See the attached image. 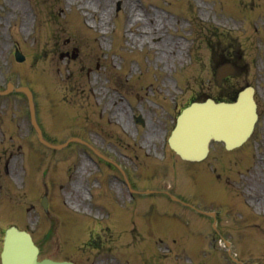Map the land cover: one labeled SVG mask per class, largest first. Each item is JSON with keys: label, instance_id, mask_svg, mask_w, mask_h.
Returning <instances> with one entry per match:
<instances>
[{"label": "rangeland", "instance_id": "374dc122", "mask_svg": "<svg viewBox=\"0 0 264 264\" xmlns=\"http://www.w3.org/2000/svg\"><path fill=\"white\" fill-rule=\"evenodd\" d=\"M182 1L132 0L138 13L131 18L129 0H0V88L8 81L33 88L40 122L51 140L62 142L73 135L103 145V138L110 137L117 146L111 151L129 170L135 187L157 183L200 210L216 209V229L231 242L232 254L243 264H264V107L253 137L238 150L226 152L213 143L198 165L170 151L164 160L159 156L158 145L178 111L191 98L216 93L208 84L205 21H218L221 31L219 25L234 31L239 24L236 0H217L222 11L210 0H184V7L178 6ZM27 18L29 29L23 23ZM246 24L244 37L251 34ZM143 26L153 27L145 40L134 29ZM173 41L179 42L174 49L168 47ZM249 44H244L249 61L259 60L258 50ZM16 47L25 55L23 62L14 59ZM262 65L258 74L263 87ZM252 70L257 71L254 65ZM133 114L145 123L132 122ZM0 130V240L3 229L16 225L32 233L40 257L75 264H137L147 235L166 234L153 251L169 253L165 249L170 245L174 251L164 255L172 256L142 254L156 258L151 264H237L212 229V218L163 194L130 201L118 178L75 143L59 151L43 149L21 96L0 97ZM137 152L147 160L141 167L135 161L134 168ZM18 168L25 185L9 176ZM7 180L14 192L9 201L3 196ZM74 186L82 190L76 193ZM46 188L44 212L40 198Z\"/></svg>", "mask_w": 264, "mask_h": 264}, {"label": "water", "instance_id": "95a60500", "mask_svg": "<svg viewBox=\"0 0 264 264\" xmlns=\"http://www.w3.org/2000/svg\"><path fill=\"white\" fill-rule=\"evenodd\" d=\"M24 91L33 117L31 95ZM254 119V104L248 92H243L235 103H194L178 117L169 142L181 157L200 159L210 139L224 141L227 147L239 145L251 132ZM36 252L27 234L13 227L7 230L3 264H58L46 260L37 263Z\"/></svg>", "mask_w": 264, "mask_h": 264}, {"label": "bare ground", "instance_id": "6f19581e", "mask_svg": "<svg viewBox=\"0 0 264 264\" xmlns=\"http://www.w3.org/2000/svg\"><path fill=\"white\" fill-rule=\"evenodd\" d=\"M135 10L133 9V7H131V10H130V16H131V18H136V16H135ZM132 21L133 22H139V21H143V18L141 19V20H139V19H132ZM26 20H24V24H26ZM134 25V24H133ZM133 25H131V26H133ZM140 27H135L134 29H136V31L139 33V35L140 36H142V38L145 40L146 38H149V37H147V35L149 34V33H153V27H149L150 28V30H146L145 28H146V26H143V28H140ZM177 43H179L178 41H176ZM175 41H173V44H172V46L170 45V44H168V47L169 48H172V49H174L173 47H175V46H178V44L176 43ZM164 43H160V45H163ZM159 45V46H160ZM192 114H194V113H192ZM195 141L194 140H192V143H194ZM80 189L82 190V188L80 187V186H74V190H75V192L76 193H78L79 191H80Z\"/></svg>", "mask_w": 264, "mask_h": 264}, {"label": "flooded vegetation", "instance_id": "af4514ba", "mask_svg": "<svg viewBox=\"0 0 264 264\" xmlns=\"http://www.w3.org/2000/svg\"><path fill=\"white\" fill-rule=\"evenodd\" d=\"M240 83H241V85H243V84H245V83H250L249 76H248V78H246V80H244V81H242V82H240ZM226 88L229 89V90H226V91H224V92H226V93H228V94H230V92H233V90H234V86H232V85H229V86H227Z\"/></svg>", "mask_w": 264, "mask_h": 264}]
</instances>
